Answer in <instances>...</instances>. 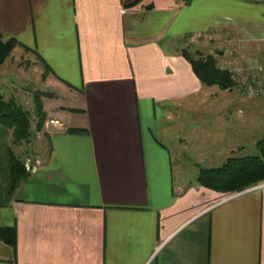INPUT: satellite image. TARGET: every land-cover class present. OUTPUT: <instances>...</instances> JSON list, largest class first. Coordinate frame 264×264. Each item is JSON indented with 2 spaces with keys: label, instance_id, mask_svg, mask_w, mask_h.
Here are the masks:
<instances>
[{
  "label": "crops",
  "instance_id": "obj_1",
  "mask_svg": "<svg viewBox=\"0 0 264 264\" xmlns=\"http://www.w3.org/2000/svg\"><path fill=\"white\" fill-rule=\"evenodd\" d=\"M0 35L70 92L15 188L0 123V264H264V184L199 181L247 148L253 122L222 117L229 102L205 100L217 86L184 56L262 60L264 0H0Z\"/></svg>",
  "mask_w": 264,
  "mask_h": 264
},
{
  "label": "rangeland",
  "instance_id": "obj_2",
  "mask_svg": "<svg viewBox=\"0 0 264 264\" xmlns=\"http://www.w3.org/2000/svg\"><path fill=\"white\" fill-rule=\"evenodd\" d=\"M199 47L203 55L205 53H210L216 57L217 54L213 51L214 47L206 48L205 52L204 47L191 44L189 45L188 50L192 59H197L199 57L197 54ZM235 52V56L239 57L240 55L238 50H235ZM24 55L25 52L22 49H16L12 52L6 63L0 66V93L4 95L6 100L13 99L17 101L18 104L22 105L25 110L30 112L33 126V137H31V139L34 141L33 143H35L37 137L42 135L40 133L41 131L38 132L35 130L37 119L39 118V116H37L36 104H44L47 107H45L44 113L47 114V117H52L54 111L50 106L54 105L55 103L61 104L62 101L67 102V99H69L68 97H70V92L68 93L62 91L61 89L45 87L40 82V70L38 68V66L42 67V62L36 61L35 58L28 59ZM219 61L218 64L225 68H231L235 66L239 69H248L250 71H252L254 68L264 65V58L260 60L258 56L256 59L250 62H245V59L244 61L243 59H239L237 62L235 60V63H232V65L222 62L219 63ZM258 78L264 86V75H260ZM208 90L210 93L206 94L207 98L205 99L209 100L208 102H229V107L223 105L225 109L222 110V117L230 116L232 118H237L238 116H247L250 123L253 122L252 138L249 135L247 144L245 140L244 142H240V144L247 145V148L244 150H239V152H237L233 158H245L254 155L256 153V143L264 136V94L259 97L252 96L245 87L239 84V82L231 90L224 91L219 89V87H214ZM51 94H54V101L49 99ZM242 127H245V125L240 124L237 126L239 132H243ZM224 138L227 140L226 136ZM32 146L33 145L30 146L28 142H23L21 146L13 145V151L15 153L18 152L19 154L27 156L28 151L32 148ZM263 184L264 182L257 186H261Z\"/></svg>",
  "mask_w": 264,
  "mask_h": 264
},
{
  "label": "trees",
  "instance_id": "obj_3",
  "mask_svg": "<svg viewBox=\"0 0 264 264\" xmlns=\"http://www.w3.org/2000/svg\"><path fill=\"white\" fill-rule=\"evenodd\" d=\"M18 45L15 40L5 41L0 35V65H3ZM197 59H192L189 51H184V56L190 61L192 68L208 87L217 86L221 90H231L236 84L232 74L227 69H222L214 55L203 56L198 53ZM37 124L35 130L40 132L45 126L46 114L41 103L36 104ZM0 123L12 131V144L21 146L23 142L33 144L32 119L29 111L10 99L6 100L0 93ZM73 132H82L74 129ZM32 143V144H31ZM24 155L11 151L13 187L15 188L26 177ZM199 181L205 187L226 194H233L250 189L264 182V136L256 143V153L245 158H230L222 166L203 169Z\"/></svg>",
  "mask_w": 264,
  "mask_h": 264
},
{
  "label": "built area",
  "instance_id": "obj_4",
  "mask_svg": "<svg viewBox=\"0 0 264 264\" xmlns=\"http://www.w3.org/2000/svg\"><path fill=\"white\" fill-rule=\"evenodd\" d=\"M263 1V0H260ZM220 66V65H219ZM222 69H227L232 74V80L237 84H239L247 89V91L255 97L262 96L264 94V86L260 82L258 76L264 75V65L254 68L252 71L250 70H244L242 68L237 67H222ZM250 71V72H249ZM239 75V78H238ZM50 123L52 125H58L59 121L57 120H51ZM39 165V162L36 161L35 164L32 163V160H26L25 161V168L27 171H36L37 166Z\"/></svg>",
  "mask_w": 264,
  "mask_h": 264
}]
</instances>
